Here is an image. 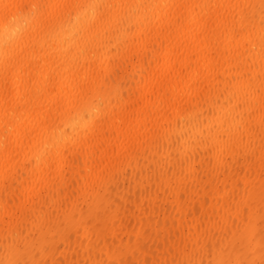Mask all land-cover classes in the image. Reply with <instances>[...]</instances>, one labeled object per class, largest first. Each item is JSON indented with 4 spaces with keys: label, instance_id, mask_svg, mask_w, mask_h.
<instances>
[{
    "label": "bare ground",
    "instance_id": "6f19581e",
    "mask_svg": "<svg viewBox=\"0 0 264 264\" xmlns=\"http://www.w3.org/2000/svg\"><path fill=\"white\" fill-rule=\"evenodd\" d=\"M0 264H264V0H0Z\"/></svg>",
    "mask_w": 264,
    "mask_h": 264
}]
</instances>
